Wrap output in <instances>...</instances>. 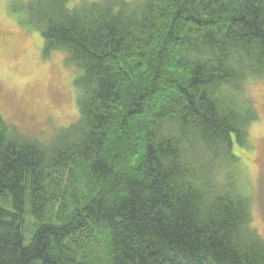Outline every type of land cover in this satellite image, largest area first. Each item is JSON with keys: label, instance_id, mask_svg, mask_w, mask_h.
Listing matches in <instances>:
<instances>
[{"label": "trees", "instance_id": "obj_1", "mask_svg": "<svg viewBox=\"0 0 264 264\" xmlns=\"http://www.w3.org/2000/svg\"><path fill=\"white\" fill-rule=\"evenodd\" d=\"M69 1L26 6L43 56L81 70L80 115L48 143L0 116V264H264L230 175L264 0Z\"/></svg>", "mask_w": 264, "mask_h": 264}, {"label": "rangeland", "instance_id": "obj_2", "mask_svg": "<svg viewBox=\"0 0 264 264\" xmlns=\"http://www.w3.org/2000/svg\"><path fill=\"white\" fill-rule=\"evenodd\" d=\"M30 1L0 0V116L24 136L48 143L79 119L74 82L81 70L63 51L43 56L41 34L22 24ZM94 1L99 0H70L69 6ZM241 93L259 118L250 128L249 145H236L239 165L230 175L236 190L249 197L252 228L264 238V79H249ZM29 223L27 233L35 228L33 220Z\"/></svg>", "mask_w": 264, "mask_h": 264}]
</instances>
